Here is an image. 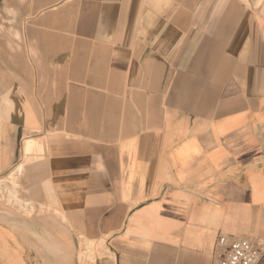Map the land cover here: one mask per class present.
Wrapping results in <instances>:
<instances>
[{
	"label": "crops",
	"instance_id": "crops-1",
	"mask_svg": "<svg viewBox=\"0 0 264 264\" xmlns=\"http://www.w3.org/2000/svg\"><path fill=\"white\" fill-rule=\"evenodd\" d=\"M11 172L57 212L54 245L0 225L3 251L58 253L35 264H215L220 233L264 249V0H0Z\"/></svg>",
	"mask_w": 264,
	"mask_h": 264
},
{
	"label": "rangeland",
	"instance_id": "rangeland-1",
	"mask_svg": "<svg viewBox=\"0 0 264 264\" xmlns=\"http://www.w3.org/2000/svg\"><path fill=\"white\" fill-rule=\"evenodd\" d=\"M29 198L25 194V187L19 172H11L0 177V225L5 228L10 226L17 233L8 242L23 248L30 245L59 243L56 237L50 234V229H47L54 228L57 218L56 210L51 205L33 203ZM59 216L61 217V215ZM8 242L7 238L4 239L0 236V264H18L17 261L22 260V255L24 259L33 261V264L37 260L52 262L57 259L55 255L58 253L55 251L32 253L3 251L2 249H5V246L9 244ZM13 258L15 259L13 260ZM9 260L13 261L9 263Z\"/></svg>",
	"mask_w": 264,
	"mask_h": 264
},
{
	"label": "built area",
	"instance_id": "built-area-1",
	"mask_svg": "<svg viewBox=\"0 0 264 264\" xmlns=\"http://www.w3.org/2000/svg\"><path fill=\"white\" fill-rule=\"evenodd\" d=\"M220 257L215 264H260L264 249L248 239L220 233L217 237Z\"/></svg>",
	"mask_w": 264,
	"mask_h": 264
}]
</instances>
